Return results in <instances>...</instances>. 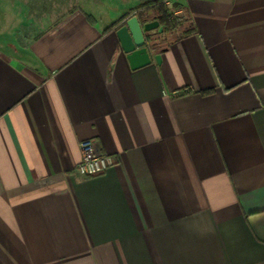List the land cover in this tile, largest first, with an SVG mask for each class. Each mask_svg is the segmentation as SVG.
Instances as JSON below:
<instances>
[{
	"label": "crops",
	"instance_id": "1",
	"mask_svg": "<svg viewBox=\"0 0 264 264\" xmlns=\"http://www.w3.org/2000/svg\"><path fill=\"white\" fill-rule=\"evenodd\" d=\"M147 1L0 48V264H264V0H168L187 21L132 70L107 29Z\"/></svg>",
	"mask_w": 264,
	"mask_h": 264
},
{
	"label": "rangeland",
	"instance_id": "2",
	"mask_svg": "<svg viewBox=\"0 0 264 264\" xmlns=\"http://www.w3.org/2000/svg\"><path fill=\"white\" fill-rule=\"evenodd\" d=\"M91 2L96 6H89ZM108 4L109 0H0V48L2 45L12 48L10 45L13 39L28 31V28L32 29L30 32L36 33L54 28L78 6L87 11L95 8L97 13L103 15L111 8ZM163 6L172 19L178 18L180 24L187 21L186 14L178 11L177 6H172L168 0H163ZM22 14L30 21H23ZM149 17H153V12L149 13ZM175 35L176 33L171 32L166 34V38L170 39Z\"/></svg>",
	"mask_w": 264,
	"mask_h": 264
},
{
	"label": "water",
	"instance_id": "3",
	"mask_svg": "<svg viewBox=\"0 0 264 264\" xmlns=\"http://www.w3.org/2000/svg\"><path fill=\"white\" fill-rule=\"evenodd\" d=\"M163 30L157 19L141 18L138 15L121 23L116 35L132 70L150 65L153 58L161 62L162 52L154 43L149 42V37L156 31L163 33Z\"/></svg>",
	"mask_w": 264,
	"mask_h": 264
},
{
	"label": "trees",
	"instance_id": "4",
	"mask_svg": "<svg viewBox=\"0 0 264 264\" xmlns=\"http://www.w3.org/2000/svg\"><path fill=\"white\" fill-rule=\"evenodd\" d=\"M134 12H137L138 16L141 18H149V19H157L160 22V25L163 27L162 35L169 34L174 32V30L179 26L180 22L179 19H172L171 16L168 14V11L163 6V0H149L146 3L136 7L135 9L131 10L127 14H125L118 22L111 25L107 31H111L115 27L119 28L121 23L127 19L129 16L133 15ZM153 12V17H149V13ZM159 37L152 38L149 37V41L154 43L157 48L161 45V40Z\"/></svg>",
	"mask_w": 264,
	"mask_h": 264
},
{
	"label": "built area",
	"instance_id": "5",
	"mask_svg": "<svg viewBox=\"0 0 264 264\" xmlns=\"http://www.w3.org/2000/svg\"><path fill=\"white\" fill-rule=\"evenodd\" d=\"M80 150L82 158L77 166V171L83 177L100 176L115 165V159L112 156L101 154L92 140L80 142Z\"/></svg>",
	"mask_w": 264,
	"mask_h": 264
}]
</instances>
